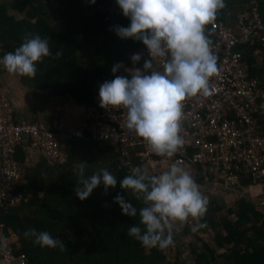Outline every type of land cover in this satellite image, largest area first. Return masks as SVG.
Wrapping results in <instances>:
<instances>
[{
	"label": "trees",
	"instance_id": "16d2710c",
	"mask_svg": "<svg viewBox=\"0 0 264 264\" xmlns=\"http://www.w3.org/2000/svg\"><path fill=\"white\" fill-rule=\"evenodd\" d=\"M32 1L34 0H15V4L18 9L24 6L31 8ZM104 1L95 0V3H91V0H58V5L64 8L65 12L62 24L49 28L37 21L30 26V33L39 34L42 38L48 37L50 41L52 55L38 62L36 67L37 72H42L43 75L47 69L53 70L51 75L53 85L60 82L62 78L60 69L63 66L73 68L75 71L83 69L86 60L79 56L82 52H89L94 58L92 72L96 78L100 76L98 86L102 77L100 73L106 72L103 76L113 78L111 69L115 64L134 67L131 56L137 54L138 49L139 53L145 51V46L141 42L120 39L115 34V26L128 27L130 20L124 17L122 12L114 14L110 10L100 9L99 6ZM249 1L225 0L226 7L217 13L216 21L232 25L236 15ZM254 1L258 3L260 19L264 22V0ZM95 8L96 11L92 13V9ZM21 31V38H9L10 33L12 36L16 35V30L10 27L0 28V43L7 53L14 52L23 43V37L28 32L23 29ZM99 34L102 36L100 44L90 48L89 45L97 41ZM80 35L82 40L78 39ZM239 50L243 62L250 67V75L264 73V51H259L257 46H244ZM57 51L62 52L59 58H55ZM141 57L135 67L143 66L146 58L142 55ZM39 74L41 76V73ZM65 84L67 86L66 82ZM71 143H78L81 146L84 144L73 141L67 145ZM100 144L107 147L108 151L99 155V158L108 164L105 169L112 173L118 182L130 174L132 167H141L137 159H134L131 167L121 168L119 156L113 153L107 143ZM20 151L19 147L15 152V159L18 162L22 161L16 156ZM86 158L88 161L91 157H85V160ZM26 172L25 182L16 186L14 191L30 193L29 201L0 210V222L4 228L12 230L17 238V247L13 250L15 253L25 254L26 264L183 263L182 250L179 246L173 261L168 262L158 248L143 247L140 242L127 235L130 226L139 224V216L131 218L123 215L119 205L114 203L115 197L118 194L125 197L137 209L143 205L133 197L131 191L122 190L119 183L115 188H108L106 193L104 185L101 184L87 199L81 201L75 195L78 178L73 182V175L67 170V164L58 167L43 160L35 167H27ZM198 180L199 183H204V180L196 178V181ZM243 184L249 185V180L242 179L240 185ZM211 209L208 204L207 212L200 221L205 227L200 229L212 230L213 241L225 250L217 253L194 232L196 240L190 244V253L195 264H264V211L242 199L226 208V214H234L233 219L227 218L225 213L216 218ZM215 209L219 211L222 208L217 206ZM29 229L49 232L53 238L62 241L65 248L61 250L59 247L46 248L34 244L32 239L24 237V232ZM199 243L202 245L201 248Z\"/></svg>",
	"mask_w": 264,
	"mask_h": 264
},
{
	"label": "clouds",
	"instance_id": "9594fccd",
	"mask_svg": "<svg viewBox=\"0 0 264 264\" xmlns=\"http://www.w3.org/2000/svg\"><path fill=\"white\" fill-rule=\"evenodd\" d=\"M116 4L130 24L115 26V34L141 42L148 59L142 69L135 67L142 58L139 53L131 56V70L115 64L111 69L115 78L99 87L100 107L125 109L126 129L145 141L156 156L171 158L186 143L181 134L184 101L198 94L208 95L210 79L218 71V57L212 51L207 28L226 7L225 0H116ZM51 55L48 37L28 32L14 52L0 58V65L10 74L34 78L37 63ZM61 55L57 51L55 58ZM156 60L161 68L154 66ZM121 68L126 75L116 76ZM86 166L79 162L76 197L87 199L101 184L105 193L117 183L122 190L131 191L142 207L135 208L119 194L114 203L123 215L139 216V224L130 226L127 235L143 247L163 250L174 246V227L189 220L193 232L205 227L200 221L209 201L185 167L174 163L166 171L149 175L143 167L134 166L118 182L106 169L85 176ZM24 237L40 247L65 248L47 231L29 229ZM6 248L7 240L0 236V249Z\"/></svg>",
	"mask_w": 264,
	"mask_h": 264
},
{
	"label": "built area",
	"instance_id": "2783aa9c",
	"mask_svg": "<svg viewBox=\"0 0 264 264\" xmlns=\"http://www.w3.org/2000/svg\"><path fill=\"white\" fill-rule=\"evenodd\" d=\"M107 1L112 13L121 12L116 0ZM207 31L211 33L212 51L218 57V71L210 79L208 95L198 94L184 101L181 134L186 143L171 158L156 156L145 141L126 129L125 109L100 107L99 87L115 77L100 78L84 107L79 129H66L62 119L51 130L38 122H16L9 101L0 95V210L25 204L30 199V193L14 191L24 183L29 164L27 157H22L21 162L15 159L17 148L25 146L37 151L50 164L62 167L68 163L65 146L73 141L107 143L119 156L121 168L131 167L137 159L152 174L162 164L177 163L193 166L196 176L208 187L220 185L234 190L241 186L242 179H248L249 185H259L264 190V73L250 75V67L243 62L239 50L257 46L264 51V22L258 3L250 0L245 4L232 25L215 21ZM139 54L148 59L146 47ZM153 63L161 68L159 60ZM124 68L115 75H126ZM257 208L264 211V195H260ZM228 218L233 219L234 214L229 213ZM0 236L7 240V248L0 249V264H26L25 254L13 250L17 247L15 233L1 222ZM177 248L174 237V246L158 249L169 262L173 261Z\"/></svg>",
	"mask_w": 264,
	"mask_h": 264
},
{
	"label": "crops",
	"instance_id": "0c3cea01",
	"mask_svg": "<svg viewBox=\"0 0 264 264\" xmlns=\"http://www.w3.org/2000/svg\"><path fill=\"white\" fill-rule=\"evenodd\" d=\"M32 2L31 8H29V6H24L18 9L15 0H0V28L8 29L10 27L16 30V35L12 36L10 33L9 38H21V29L25 30V32H31V27L37 21L49 28L63 23L65 12L63 10L64 8L58 5V0H34ZM102 9L108 10L106 8ZM94 11H96V8ZM27 12H30V14L28 15ZM85 12L87 13L89 11ZM14 25L16 26L14 27ZM19 26L20 28L18 29ZM101 38L102 36L99 34L97 36V41L89 45V47L93 48L99 45ZM78 39L82 40V35H80ZM6 53L7 52L0 43V58ZM79 56L86 60L83 64V69L75 71L73 68L63 66L60 69V76L62 78H60V82H58L57 85L51 83L53 78V76H51L53 75L52 69H47L45 75L38 71L34 78H27L10 74L0 65V95H3L9 101L14 121L38 122L44 128L51 130L54 124L59 119H62L66 129H79L84 107L92 94V90L97 86L100 77L96 78L92 72L94 62L92 54L89 52H82ZM39 73H41V76ZM105 74L106 72L100 73L101 76ZM53 82L56 84L54 80ZM57 86H59V88H57ZM66 147V152L68 154L67 170L72 173L73 182H75L77 178L79 179V162H84L87 165V169H85L86 176H91L100 169H105L108 165L99 158V155L108 151L106 149L107 147L101 144H95L93 146L83 144V146H81L78 143H71ZM20 148L21 153L19 152L16 156L20 159H22V157H27L29 159L28 168L41 164L43 160L47 162L41 153L29 150L25 146ZM111 149L113 150L112 147ZM85 157L91 158H88L87 161ZM47 167H49V165H47ZM169 167L170 165L162 164L152 174H150V172L147 173L149 175L159 174L166 171ZM182 167H185L191 172L195 182L200 186L201 193L207 197L209 201L208 204H210L212 208V214L214 212L216 218L223 215V213L226 214V208L232 206V204L239 199L248 201L257 208V201L260 195H264V190L259 185L243 184L234 190L225 189L220 185L208 187V185L204 183H199V180L196 181L198 177L196 176V170L193 166L184 165ZM27 173L28 172H26V174ZM217 206L222 209H219V211L216 210L215 208ZM228 214H226L227 218ZM192 226L193 222L189 220L187 224H177L173 229L179 249L182 250V264H195L190 253V244L196 240L194 232L192 231ZM195 233L201 237L202 241L214 248L217 253L224 252L225 248L217 246L213 241L214 232L212 230L208 229L202 231L199 229ZM199 245L201 248L202 245L200 243Z\"/></svg>",
	"mask_w": 264,
	"mask_h": 264
},
{
	"label": "water",
	"instance_id": "95a60500",
	"mask_svg": "<svg viewBox=\"0 0 264 264\" xmlns=\"http://www.w3.org/2000/svg\"><path fill=\"white\" fill-rule=\"evenodd\" d=\"M100 8H106V9H108V10L111 11V9L109 8V4H108V1L107 0L104 1V3L100 6ZM94 10H92V12H94Z\"/></svg>",
	"mask_w": 264,
	"mask_h": 264
}]
</instances>
